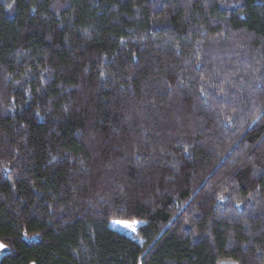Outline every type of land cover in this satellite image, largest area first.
I'll list each match as a JSON object with an SVG mask.
<instances>
[{
	"label": "trees",
	"instance_id": "trees-1",
	"mask_svg": "<svg viewBox=\"0 0 264 264\" xmlns=\"http://www.w3.org/2000/svg\"><path fill=\"white\" fill-rule=\"evenodd\" d=\"M0 242L264 264V0H0Z\"/></svg>",
	"mask_w": 264,
	"mask_h": 264
},
{
	"label": "rangeland",
	"instance_id": "rangeland-1",
	"mask_svg": "<svg viewBox=\"0 0 264 264\" xmlns=\"http://www.w3.org/2000/svg\"><path fill=\"white\" fill-rule=\"evenodd\" d=\"M109 227L113 230L127 234L131 236L132 238L136 239L134 236L135 226L132 225L131 223H128L125 221H112L110 222ZM5 252H7V248L0 242V257Z\"/></svg>",
	"mask_w": 264,
	"mask_h": 264
}]
</instances>
